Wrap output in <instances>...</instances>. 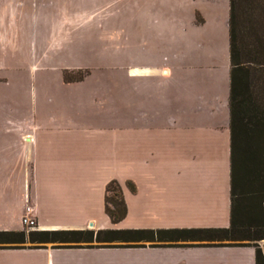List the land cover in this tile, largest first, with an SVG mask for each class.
Wrapping results in <instances>:
<instances>
[{"label":"crops","instance_id":"obj_1","mask_svg":"<svg viewBox=\"0 0 264 264\" xmlns=\"http://www.w3.org/2000/svg\"><path fill=\"white\" fill-rule=\"evenodd\" d=\"M160 1L169 8L161 26L90 32L85 41L77 33L73 50L87 42L107 62L78 80L58 76L61 105L45 107L54 97L34 92L29 107L2 111L0 231H22L24 215L36 231L228 229L232 210L247 228L262 217L264 138L231 140L229 0ZM129 49L149 60L128 61ZM111 180L127 208L117 224L104 213ZM263 241L0 247V264H255L253 245L264 259Z\"/></svg>","mask_w":264,"mask_h":264},{"label":"rangeland","instance_id":"obj_2","mask_svg":"<svg viewBox=\"0 0 264 264\" xmlns=\"http://www.w3.org/2000/svg\"><path fill=\"white\" fill-rule=\"evenodd\" d=\"M147 8L157 10L152 19ZM168 11V4L160 0H61L49 4L41 0H0V116L14 106L29 107L28 97L34 92L54 97L52 104L45 103V107L59 106L63 100L58 97V76L65 77V81L78 80L90 73V65L97 66L93 72L99 73L98 67L107 62L105 50L99 49L94 55L87 50V42L82 44L84 51L73 50L77 46L73 38L78 39V32L85 41L90 32H97L98 37L105 30L121 27L161 26ZM70 39L73 45L68 44ZM135 50L125 52L128 61L149 60ZM113 55L109 58L119 63L120 51L114 50ZM22 231L28 230L23 227ZM258 245L264 249V241Z\"/></svg>","mask_w":264,"mask_h":264},{"label":"trees","instance_id":"obj_3","mask_svg":"<svg viewBox=\"0 0 264 264\" xmlns=\"http://www.w3.org/2000/svg\"><path fill=\"white\" fill-rule=\"evenodd\" d=\"M228 40L230 58L229 113L232 145L235 139L264 138V0H229ZM65 78V77H64ZM135 192L134 185L126 182ZM104 213L112 224L127 213L121 186L107 183L104 191ZM244 228L231 211L228 229H105L57 231H0V247L40 248H136L141 243L197 242L205 245L230 244L238 241L258 242L264 239V212L259 219H250ZM250 233V234H249ZM227 242V244H224ZM19 244V245H18ZM255 247V264H264L261 250Z\"/></svg>","mask_w":264,"mask_h":264},{"label":"built area","instance_id":"obj_4","mask_svg":"<svg viewBox=\"0 0 264 264\" xmlns=\"http://www.w3.org/2000/svg\"><path fill=\"white\" fill-rule=\"evenodd\" d=\"M20 223L23 227H25L28 231H36L37 227L35 221L26 215L22 216L20 219Z\"/></svg>","mask_w":264,"mask_h":264}]
</instances>
